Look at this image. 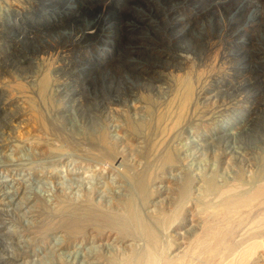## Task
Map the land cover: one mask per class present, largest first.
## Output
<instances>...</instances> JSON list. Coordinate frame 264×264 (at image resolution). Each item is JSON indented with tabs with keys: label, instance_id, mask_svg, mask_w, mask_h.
<instances>
[{
	"label": "rangeland",
	"instance_id": "obj_1",
	"mask_svg": "<svg viewBox=\"0 0 264 264\" xmlns=\"http://www.w3.org/2000/svg\"><path fill=\"white\" fill-rule=\"evenodd\" d=\"M132 210L264 264V0H0V264H126Z\"/></svg>",
	"mask_w": 264,
	"mask_h": 264
},
{
	"label": "bare ground",
	"instance_id": "obj_2",
	"mask_svg": "<svg viewBox=\"0 0 264 264\" xmlns=\"http://www.w3.org/2000/svg\"><path fill=\"white\" fill-rule=\"evenodd\" d=\"M46 83V82H45ZM48 85V83L45 84V87ZM190 90V89H189ZM133 212V210H132ZM131 213H129L130 215ZM128 219H130L127 228L128 230H130L132 228L131 231H135L136 234H140L143 235L144 237H146V239L149 241V246L148 248H146L145 252H141L139 257H135L129 260L128 263L126 264H150L151 260H150V255L151 254V249H153V246H156V244L158 243L156 241V232L153 228L147 226V225H143L141 226L140 224V217L137 216V214H135V212H133V214L131 215V217H129ZM130 228V229H129ZM153 229V230H152ZM217 232H213V233H208L206 236H203L202 238H200L196 244L193 247L192 250V254L191 256H196V255H200V256H205L207 258L212 257L213 255V246L215 243L219 244V241L222 240L220 239L217 235ZM253 246V245H252ZM197 248H199V252H197L198 250H196ZM246 250V249H245ZM243 250L239 253V255L236 257V260L238 261L239 264H247L248 260L250 259V255L253 253L254 247H249L246 251ZM182 256V255H181ZM199 257V256H198ZM183 258V257H182ZM179 258L175 261H165L163 264H194V262L190 259L187 258ZM190 258V257H189ZM204 260L207 261V259L204 258ZM235 260V262H236Z\"/></svg>",
	"mask_w": 264,
	"mask_h": 264
},
{
	"label": "trees",
	"instance_id": "obj_3",
	"mask_svg": "<svg viewBox=\"0 0 264 264\" xmlns=\"http://www.w3.org/2000/svg\"><path fill=\"white\" fill-rule=\"evenodd\" d=\"M121 14H122L121 17L123 16L124 20L128 19L131 16V14L136 15L135 13H131L129 8H122ZM129 45H130V43H129ZM117 57H119V56H117Z\"/></svg>",
	"mask_w": 264,
	"mask_h": 264
}]
</instances>
